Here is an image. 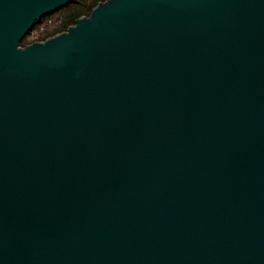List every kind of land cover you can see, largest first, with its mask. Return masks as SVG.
Returning a JSON list of instances; mask_svg holds the SVG:
<instances>
[{
	"label": "water",
	"instance_id": "obj_1",
	"mask_svg": "<svg viewBox=\"0 0 264 264\" xmlns=\"http://www.w3.org/2000/svg\"><path fill=\"white\" fill-rule=\"evenodd\" d=\"M0 0V264H264V0Z\"/></svg>",
	"mask_w": 264,
	"mask_h": 264
},
{
	"label": "trees",
	"instance_id": "obj_2",
	"mask_svg": "<svg viewBox=\"0 0 264 264\" xmlns=\"http://www.w3.org/2000/svg\"><path fill=\"white\" fill-rule=\"evenodd\" d=\"M107 0H73L65 7L43 17L33 30L23 38L21 46L27 47L35 42H44L57 36L76 24L77 19L88 17L94 8Z\"/></svg>",
	"mask_w": 264,
	"mask_h": 264
}]
</instances>
